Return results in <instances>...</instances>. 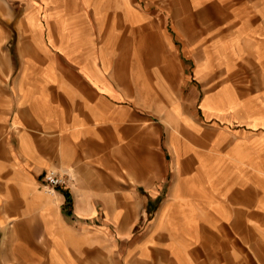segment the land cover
I'll use <instances>...</instances> for the list:
<instances>
[{
    "label": "crops",
    "instance_id": "obj_1",
    "mask_svg": "<svg viewBox=\"0 0 264 264\" xmlns=\"http://www.w3.org/2000/svg\"><path fill=\"white\" fill-rule=\"evenodd\" d=\"M10 234L4 264H264V0H0Z\"/></svg>",
    "mask_w": 264,
    "mask_h": 264
},
{
    "label": "rangeland",
    "instance_id": "obj_2",
    "mask_svg": "<svg viewBox=\"0 0 264 264\" xmlns=\"http://www.w3.org/2000/svg\"><path fill=\"white\" fill-rule=\"evenodd\" d=\"M186 24V28L184 30V35L185 38L189 41V42H194L195 40V21H189V22H184ZM187 41V42H188ZM159 160V157H157V161ZM74 171H71V174H73ZM65 174V173H64ZM55 194V193H54ZM14 224V223H13ZM23 230L21 229H13V234L16 235L17 237L20 236L19 233H22ZM12 234V233H11ZM10 234V235H11ZM8 236V243H5V238H0V264H4V249L7 248L9 251L13 248V252L17 251V247L15 246V242L18 239L16 236ZM9 247V248H8ZM10 263L12 264H18L16 261H11Z\"/></svg>",
    "mask_w": 264,
    "mask_h": 264
},
{
    "label": "built area",
    "instance_id": "obj_3",
    "mask_svg": "<svg viewBox=\"0 0 264 264\" xmlns=\"http://www.w3.org/2000/svg\"><path fill=\"white\" fill-rule=\"evenodd\" d=\"M67 183L68 175L55 169H48L43 175L42 186L50 194H54L57 187Z\"/></svg>",
    "mask_w": 264,
    "mask_h": 264
},
{
    "label": "bare ground",
    "instance_id": "obj_4",
    "mask_svg": "<svg viewBox=\"0 0 264 264\" xmlns=\"http://www.w3.org/2000/svg\"><path fill=\"white\" fill-rule=\"evenodd\" d=\"M222 235V234H221Z\"/></svg>",
    "mask_w": 264,
    "mask_h": 264
}]
</instances>
